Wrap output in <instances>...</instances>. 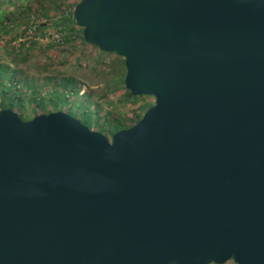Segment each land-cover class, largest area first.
<instances>
[{"label":"water","instance_id":"obj_1","mask_svg":"<svg viewBox=\"0 0 264 264\" xmlns=\"http://www.w3.org/2000/svg\"><path fill=\"white\" fill-rule=\"evenodd\" d=\"M154 104L107 134L0 109V264H264V0H81Z\"/></svg>","mask_w":264,"mask_h":264},{"label":"trees","instance_id":"obj_2","mask_svg":"<svg viewBox=\"0 0 264 264\" xmlns=\"http://www.w3.org/2000/svg\"><path fill=\"white\" fill-rule=\"evenodd\" d=\"M79 1L81 0H68L67 3L66 0H0V47L3 48H0V109L10 107L24 120L28 119V108L34 115L57 110L73 115L71 110L75 107L67 104L81 92L83 83L80 76L66 73V71H59L56 74L29 75L20 67V62L29 57L31 47H58L78 39L88 43L84 39L83 28L76 24L74 17V8ZM65 23H67V29L63 33ZM31 30H35L37 32L35 34L41 35L42 38L30 36ZM57 35L60 36L55 39ZM91 45L97 48L101 57L114 55L110 63L104 60L99 62V65H105L100 72L104 73L108 90L120 93L119 97L111 103L133 105L127 111L128 117H122L121 113H117L114 109L102 107L98 100H92L94 108L80 102L86 109H94L100 116L99 126L93 129L110 136L137 123L155 100L149 104L146 101L149 95H133L126 88V67L123 57L114 52L102 51L97 45ZM56 62L65 65L67 60ZM73 64L75 68L81 67L78 60H73ZM106 68H109L108 71ZM92 94V90H89L84 95L86 98H92ZM141 100L144 102L140 103ZM132 114H135L134 117ZM76 118L82 121L81 118ZM82 122L88 125L87 122Z\"/></svg>","mask_w":264,"mask_h":264},{"label":"rangeland","instance_id":"obj_3","mask_svg":"<svg viewBox=\"0 0 264 264\" xmlns=\"http://www.w3.org/2000/svg\"><path fill=\"white\" fill-rule=\"evenodd\" d=\"M67 1L68 0H66V3ZM67 10H68V5H67ZM66 26L67 23L63 24V29H62L63 33H65L67 29ZM37 32H35V30H31L29 35L35 37L40 36L42 38L41 35L35 34ZM58 36L60 35H57L55 39H57ZM53 40L54 39H52L51 41ZM88 43H85L82 40L78 39V40H73L71 43L63 44L62 46H58V47L56 46L44 47V48H41L40 46L31 47L29 49L31 50L29 57L26 60L20 62V67L25 69L29 75L38 74V73L42 75L56 74L59 71H66V73H71V74H75L76 76H80V78L82 79L81 81L83 83L81 92L79 96L72 98V100L69 101L67 105L70 104L75 107V109L71 110L73 116L75 115L76 117L81 118V120L87 122L91 128H94L95 126H99L101 122L100 116L95 112L94 109L88 110L82 104H80V102H84L85 105L94 108L92 100H98L102 104V107L108 109H114L117 113H121L122 117H128L127 111H129V109L133 105H126V104L124 105L121 103H118L116 105L111 103L112 100H115L119 97L120 93L112 92L108 90L107 84L104 81L105 79L104 73L100 72V70L103 69L105 65H99V62L104 60L106 63H110V61L114 58V55L109 54L106 55L105 57H101L99 56L100 53L97 50V48L92 46L91 43L90 44ZM0 48L3 49L2 47ZM65 60H67L65 65L56 62V61H65ZM73 60L75 61L78 60L81 64V67L75 68L76 66L73 64ZM47 63L50 64L47 65ZM106 69L108 71L109 68ZM89 90H92L93 93L91 96L92 98H86L84 95L85 93L89 92ZM154 100L155 98L153 96H148L146 98V101L149 104L153 103ZM143 102H144L143 100L140 101V103ZM27 110H28L27 112L28 119L26 120H30L35 115L30 110V108H28ZM145 110L146 108L144 107V111ZM41 113H48V112H41ZM132 115H133L132 117H134L135 114ZM103 125L105 126V124ZM107 127L108 125L106 126V128ZM224 264H236V263L233 260H230Z\"/></svg>","mask_w":264,"mask_h":264}]
</instances>
